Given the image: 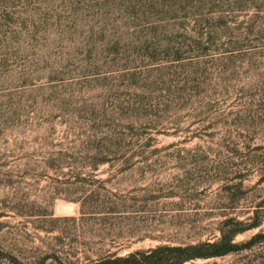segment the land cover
I'll use <instances>...</instances> for the list:
<instances>
[{
    "label": "rangeland",
    "instance_id": "374dc122",
    "mask_svg": "<svg viewBox=\"0 0 264 264\" xmlns=\"http://www.w3.org/2000/svg\"><path fill=\"white\" fill-rule=\"evenodd\" d=\"M190 251L264 264V0H0V264Z\"/></svg>",
    "mask_w": 264,
    "mask_h": 264
},
{
    "label": "trees",
    "instance_id": "16d2710c",
    "mask_svg": "<svg viewBox=\"0 0 264 264\" xmlns=\"http://www.w3.org/2000/svg\"><path fill=\"white\" fill-rule=\"evenodd\" d=\"M231 241H232V237L228 238V240H226V241L223 240L221 242V244H214V243H210L209 242L207 245H210V246H213V247H218L219 249L222 248L223 250L219 254H210V255H206V256L220 255L222 253L225 254V253H229V252L235 250L236 244L231 243ZM160 249H163V248H160ZM160 249H158V250H160ZM172 249H178V248H172ZM191 249H196V247H192ZM183 251L189 252V249H183ZM156 252H157V249L152 250L151 254H149L151 256H149V257H151V258L154 257L153 254L156 253ZM134 255L135 254H131L128 257L121 258V259L129 261V259L131 257H135ZM162 256L161 255H156L155 256L159 260V263L158 264H181V263H183L184 261H186L188 259H191L193 257H196L197 255H194L193 251H190L189 254H187L186 256H184L182 258L181 257H178V255H174L173 258H177L176 260H178V261H176L174 259L173 260L172 259H165L164 260V259H162ZM200 256H203V255H200ZM141 261L142 260H140V261L137 260L136 262H125V264H142ZM117 264H123V263H117ZM148 264H152V263L149 262Z\"/></svg>",
    "mask_w": 264,
    "mask_h": 264
}]
</instances>
